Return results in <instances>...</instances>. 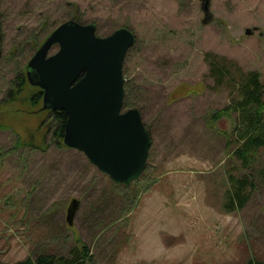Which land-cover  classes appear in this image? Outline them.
I'll list each match as a JSON object with an SVG mask.
<instances>
[{
  "label": "rangeland",
  "instance_id": "obj_1",
  "mask_svg": "<svg viewBox=\"0 0 264 264\" xmlns=\"http://www.w3.org/2000/svg\"><path fill=\"white\" fill-rule=\"evenodd\" d=\"M211 13L203 24L201 0H0V264L83 246L89 264L264 261V176L244 209L226 210L229 176L246 169L227 143L237 114L212 117L238 93L206 61L257 71L264 83V0H212ZM68 20L95 24L101 37L122 27L136 35L124 62L125 111L140 109L152 146L129 186L54 144L56 123L32 105L35 87L10 95L32 46ZM73 199L81 203L71 226Z\"/></svg>",
  "mask_w": 264,
  "mask_h": 264
},
{
  "label": "water",
  "instance_id": "obj_2",
  "mask_svg": "<svg viewBox=\"0 0 264 264\" xmlns=\"http://www.w3.org/2000/svg\"><path fill=\"white\" fill-rule=\"evenodd\" d=\"M211 1L201 0L203 24L213 19ZM257 30L247 28L246 34ZM135 43L136 35L127 27L101 37L95 24L69 20L53 31L28 64L30 83L44 92V109L68 116L64 144L126 186L144 173L152 146L141 111L124 110V62ZM55 44L59 50L49 55ZM79 206L73 199L68 207L71 226Z\"/></svg>",
  "mask_w": 264,
  "mask_h": 264
},
{
  "label": "trees",
  "instance_id": "obj_3",
  "mask_svg": "<svg viewBox=\"0 0 264 264\" xmlns=\"http://www.w3.org/2000/svg\"><path fill=\"white\" fill-rule=\"evenodd\" d=\"M40 46L41 44L36 42L32 49L37 51ZM209 56L210 54H208L206 61L210 64L211 73L215 76L218 83L222 84L225 82L230 84L233 91L238 93V98L234 97V101L229 107L215 113L212 121H218L232 113L237 114L234 119L233 130L227 134V143L228 147H235L232 158L240 162L239 167L242 170H246L243 175L234 176L230 174V190L226 194L225 208L229 212L242 210L249 203L252 192L256 191L260 185V177L264 176V83L257 71L244 73L240 70L237 75L232 72V69L225 62L215 58V60H210ZM13 85H15L17 90L11 89L10 95L21 93L27 85L35 87V91L32 94V105L34 108L42 105L39 112L52 114V120L56 123L52 136L53 142L55 145L65 148L64 136L68 120L66 112L43 108L44 92L38 86L30 83L27 66L23 70L22 75L13 80ZM126 104L128 102H125ZM34 139L32 138L33 141ZM44 139L45 136H43L42 140ZM18 143V146L22 145L21 138H19ZM72 249L67 256L59 253H40L17 264H89L91 260L88 258L90 250L87 246H83L80 252L79 249ZM247 264H264V261L250 259Z\"/></svg>",
  "mask_w": 264,
  "mask_h": 264
},
{
  "label": "flooded vegetation",
  "instance_id": "obj_4",
  "mask_svg": "<svg viewBox=\"0 0 264 264\" xmlns=\"http://www.w3.org/2000/svg\"><path fill=\"white\" fill-rule=\"evenodd\" d=\"M55 45H57V44H55Z\"/></svg>",
  "mask_w": 264,
  "mask_h": 264
}]
</instances>
